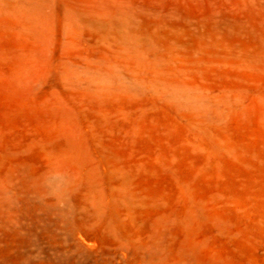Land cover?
<instances>
[{"label":"rangeland","instance_id":"obj_1","mask_svg":"<svg viewBox=\"0 0 264 264\" xmlns=\"http://www.w3.org/2000/svg\"><path fill=\"white\" fill-rule=\"evenodd\" d=\"M0 264H264V0H0Z\"/></svg>","mask_w":264,"mask_h":264}]
</instances>
